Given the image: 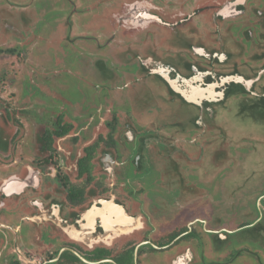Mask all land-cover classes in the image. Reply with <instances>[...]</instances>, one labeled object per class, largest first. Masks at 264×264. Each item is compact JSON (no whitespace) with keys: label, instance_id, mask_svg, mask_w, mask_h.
<instances>
[{"label":"flooded vegetation","instance_id":"1","mask_svg":"<svg viewBox=\"0 0 264 264\" xmlns=\"http://www.w3.org/2000/svg\"><path fill=\"white\" fill-rule=\"evenodd\" d=\"M2 1L0 17L21 24L53 7ZM128 1L116 26L134 61L82 68L95 77L92 94L77 101L38 85L35 74L21 96L41 102L0 114V125L23 116L29 129L20 141L19 125L11 137L0 126V264H264V0ZM59 18L69 31V15ZM70 36L58 49L79 57ZM54 67L40 65L52 70L40 79L57 83ZM153 83L168 94H158L163 107L147 95ZM235 102L247 131L238 156L229 141L206 168L182 157L177 136L214 118L216 106L232 113ZM173 105L195 110L191 128L169 117ZM11 145L18 153L7 158Z\"/></svg>","mask_w":264,"mask_h":264},{"label":"rangeland","instance_id":"2","mask_svg":"<svg viewBox=\"0 0 264 264\" xmlns=\"http://www.w3.org/2000/svg\"><path fill=\"white\" fill-rule=\"evenodd\" d=\"M40 1L44 3L46 0ZM126 2L128 3L129 1L53 0V7L48 9L47 16L40 18L36 15L34 20H32L31 17L26 18L27 24H23V21L22 24L21 22L17 23L15 20L16 18H13V16L17 17L14 14H12L11 17L7 13H4L2 17H0V114H2L5 106L10 108L12 116L14 113L18 115L17 113L20 109H27L32 104L41 102L38 98L30 100L28 97L21 96L22 91L26 88L23 83L34 77L35 74L38 75V85H43L45 89L53 90L55 94H62L71 101H77L81 96H89L92 94L93 87L91 85L93 84V80L91 79L95 77L91 71L83 72L81 70L82 68L87 66L88 68H92L98 61L108 65H123L126 61H134L132 60L133 54L130 53V50L127 51L129 41H127V37L122 33L123 27H120L121 25L119 23V26H116L117 19H121L119 16L123 11L122 6ZM41 3L37 4L36 2V8L40 9L42 7ZM49 4L50 3H48V6ZM4 5L3 1L0 0V6ZM33 7H31V9ZM65 9L68 11L67 14H65ZM67 15H69L71 19V22H69V31H67L65 25L66 18L61 20V22H58V19L55 20L57 17L62 19L63 16ZM45 18L47 21H45ZM46 24L48 25L49 32H47V29L44 27H47ZM119 27L121 31L118 30ZM68 32L69 35H71L69 39H73L76 43L74 44L80 47L82 54L80 53L81 55L79 57L78 55L71 54L73 52H71L70 46L67 47L65 55L58 49L59 45L65 41V36ZM94 39H96V41ZM37 41H42V45ZM137 41H139V39ZM34 42L36 47L35 51H38L36 53L34 52ZM39 46L41 47L39 48ZM15 47L23 49H17V52L14 54L4 52L6 49ZM49 47L53 48V50ZM138 48L136 54H139L138 52L140 49ZM40 49L42 51H39ZM40 65H56V67L53 68V72L57 74L56 79L58 81L56 80V82L61 84V86L57 85L55 80H53V85L51 80L45 83L40 79V77H52L50 76L52 70L41 69ZM153 84L151 93L149 92L147 95L151 99L154 98L157 100L163 107L165 101L160 98V95L167 97L168 94L160 83ZM48 94H51V92H48ZM158 94L160 95L158 96ZM53 102L55 104V100ZM237 110V102H235L231 108L232 113L227 114L222 106H216L214 118L209 121L206 117H204L202 121L198 119V125L200 127L196 131L188 134L183 133L177 136V138H180L182 141V157L191 159L199 157L203 160L200 162V164L203 165L199 166V168L202 166L206 168L208 164L206 159L211 156L212 152L219 151L223 153L222 149L227 146L229 141L231 143L228 152L231 153L232 157H237L240 133L247 132L242 129L241 125H243V123L241 124L237 117L234 116ZM195 116V110L191 107L183 106L179 108L174 105L170 107L169 117L172 119L177 117L180 118L182 126H184L185 129H188V127L191 128V126L194 125L193 121ZM226 120L229 121V124L226 123ZM19 121V127L12 121L7 122L6 120L3 121L4 124L0 126L3 127L2 129L6 135H10L9 137L17 130V127L18 130L21 128L19 131L22 135V140L20 141H25L29 133L28 118L22 116L19 118ZM210 125L215 126V129L209 130L207 126ZM229 125L232 127V133L228 136L226 127ZM253 129L254 134L261 135L260 131H258L259 128ZM193 139H196L197 142V145L194 147L190 145V141ZM158 152L161 153L162 151ZM158 152L151 151L153 158L154 156L155 158L159 156ZM17 153L18 152L14 150L11 145L7 158L16 157ZM164 162L165 165L168 164L166 160H164ZM190 168L192 167H184L185 170H190ZM152 176L153 173H150L148 180H151ZM185 213L187 217H190L191 213ZM170 220L175 221V216Z\"/></svg>","mask_w":264,"mask_h":264},{"label":"water","instance_id":"3","mask_svg":"<svg viewBox=\"0 0 264 264\" xmlns=\"http://www.w3.org/2000/svg\"><path fill=\"white\" fill-rule=\"evenodd\" d=\"M229 80H230V78L223 79V80L221 81V83H223V81H224V82H228ZM235 80H236L237 82H240V83L243 82V79L240 78V77H235ZM168 83L170 84L171 88H172L174 91H176L174 85H173L170 81H168ZM215 86H218V84H216ZM185 98H186V100H187L189 103H196V104H199V103H200L199 101L191 100V99H189V98H187V97H185ZM200 101H201V100H200Z\"/></svg>","mask_w":264,"mask_h":264},{"label":"bare ground","instance_id":"4","mask_svg":"<svg viewBox=\"0 0 264 264\" xmlns=\"http://www.w3.org/2000/svg\"><path fill=\"white\" fill-rule=\"evenodd\" d=\"M212 90H213L212 87H209V88H208V91H209V92H212ZM196 94H198V97H200V98L203 97V96L201 95V92L198 91V90L196 91Z\"/></svg>","mask_w":264,"mask_h":264}]
</instances>
